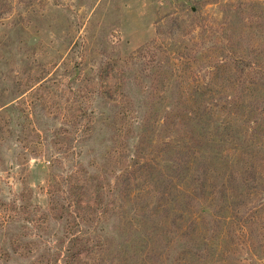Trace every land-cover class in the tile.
Segmentation results:
<instances>
[{"label":"rangeland","instance_id":"obj_1","mask_svg":"<svg viewBox=\"0 0 264 264\" xmlns=\"http://www.w3.org/2000/svg\"><path fill=\"white\" fill-rule=\"evenodd\" d=\"M261 69L264 0H0V264H264Z\"/></svg>","mask_w":264,"mask_h":264},{"label":"trees","instance_id":"obj_2","mask_svg":"<svg viewBox=\"0 0 264 264\" xmlns=\"http://www.w3.org/2000/svg\"><path fill=\"white\" fill-rule=\"evenodd\" d=\"M146 47H147V46H146ZM141 50H142V49H141ZM259 73L262 74V77H264L263 69H261V70L259 71ZM258 87H259V89L261 90V89L263 88V84L259 85ZM229 104H230V102L227 103V105H229ZM258 106L260 107V109H262V110L264 109V98L260 99V102H259V105H258ZM260 114H261V113H260ZM261 115H262V118H264V114H261ZM262 118H261V119H262ZM141 122H142V120H141ZM141 122L139 123V122L137 121L136 124H137L138 126H141V125H142ZM232 124H233V121H232L231 119L227 121V126H228V127H231ZM227 131H229V130H227ZM229 134L235 136V132H234V131H230ZM231 142L233 143V141H231ZM128 162L136 163V164L138 163V162H134V160H133L132 158H129V159H128Z\"/></svg>","mask_w":264,"mask_h":264}]
</instances>
